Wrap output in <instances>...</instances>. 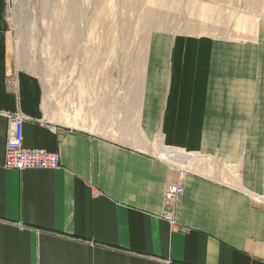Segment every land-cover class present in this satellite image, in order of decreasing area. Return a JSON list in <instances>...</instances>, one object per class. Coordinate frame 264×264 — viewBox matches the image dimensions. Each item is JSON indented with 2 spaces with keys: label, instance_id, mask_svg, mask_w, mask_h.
Returning <instances> with one entry per match:
<instances>
[{
  "label": "crops",
  "instance_id": "0c3cea01",
  "mask_svg": "<svg viewBox=\"0 0 264 264\" xmlns=\"http://www.w3.org/2000/svg\"><path fill=\"white\" fill-rule=\"evenodd\" d=\"M6 13L0 0V264H264L263 37L254 52L180 36L146 48L131 90L85 80L53 119L11 59ZM5 111L58 168L3 167Z\"/></svg>",
  "mask_w": 264,
  "mask_h": 264
},
{
  "label": "rangeland",
  "instance_id": "374dc122",
  "mask_svg": "<svg viewBox=\"0 0 264 264\" xmlns=\"http://www.w3.org/2000/svg\"><path fill=\"white\" fill-rule=\"evenodd\" d=\"M6 1L11 59L40 79L53 119L77 102L85 80L131 90L124 86L139 81L146 48L173 47L180 36L254 52L264 38V0Z\"/></svg>",
  "mask_w": 264,
  "mask_h": 264
},
{
  "label": "built area",
  "instance_id": "2783aa9c",
  "mask_svg": "<svg viewBox=\"0 0 264 264\" xmlns=\"http://www.w3.org/2000/svg\"><path fill=\"white\" fill-rule=\"evenodd\" d=\"M8 123L3 167L7 169H56L60 166L57 153L42 148H28L23 145V124L25 118L19 111H5ZM185 183L178 181L167 187L164 204L171 207L175 199L184 193Z\"/></svg>",
  "mask_w": 264,
  "mask_h": 264
},
{
  "label": "bare ground",
  "instance_id": "6f19581e",
  "mask_svg": "<svg viewBox=\"0 0 264 264\" xmlns=\"http://www.w3.org/2000/svg\"><path fill=\"white\" fill-rule=\"evenodd\" d=\"M135 1V0H134ZM80 5V4H79ZM69 8V7H68ZM83 13V12H82ZM82 15V14H81ZM66 21V20H65ZM146 21V20H145ZM73 23V22H72ZM60 25V24H59ZM63 26V25H62ZM69 28V27H68Z\"/></svg>",
  "mask_w": 264,
  "mask_h": 264
}]
</instances>
